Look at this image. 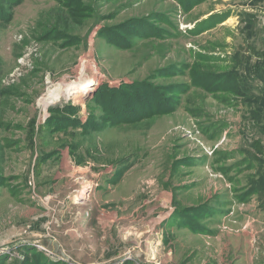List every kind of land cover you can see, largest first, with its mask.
<instances>
[{"label":"rangeland","instance_id":"1","mask_svg":"<svg viewBox=\"0 0 264 264\" xmlns=\"http://www.w3.org/2000/svg\"><path fill=\"white\" fill-rule=\"evenodd\" d=\"M46 238L264 264V0H0V264Z\"/></svg>","mask_w":264,"mask_h":264},{"label":"water","instance_id":"2","mask_svg":"<svg viewBox=\"0 0 264 264\" xmlns=\"http://www.w3.org/2000/svg\"><path fill=\"white\" fill-rule=\"evenodd\" d=\"M42 243L60 257L70 261L72 264H78L76 261L72 260L71 257L64 251L58 241L51 238H46L42 241Z\"/></svg>","mask_w":264,"mask_h":264},{"label":"bare ground","instance_id":"3","mask_svg":"<svg viewBox=\"0 0 264 264\" xmlns=\"http://www.w3.org/2000/svg\"><path fill=\"white\" fill-rule=\"evenodd\" d=\"M81 69H82V73L84 72V73H87V72H94L95 70H94V68H90L89 67V64H87L86 63V61L85 62H83L82 64H81ZM83 75V74H82ZM89 85L90 84H86V85H84V84H80L79 85V87H80V89H82V91H83V89H84V91H86L87 89H86V87L88 86L89 87ZM87 87V88H88ZM70 90V89H69ZM54 89L53 90H51L50 92H49V94H53L54 93ZM74 92V91H73ZM77 92H79V91H77ZM67 93H70L69 91H67ZM54 95V94H53ZM67 96L69 95V94H66ZM77 95H79V94H77Z\"/></svg>","mask_w":264,"mask_h":264}]
</instances>
